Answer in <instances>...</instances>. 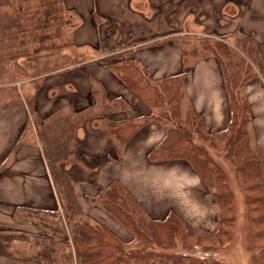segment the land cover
<instances>
[{"label":"crops","instance_id":"obj_1","mask_svg":"<svg viewBox=\"0 0 264 264\" xmlns=\"http://www.w3.org/2000/svg\"><path fill=\"white\" fill-rule=\"evenodd\" d=\"M134 1L139 5L133 7ZM168 2L170 12L161 14V7ZM120 3L122 9L144 18L143 24L149 21V25H143L146 32L133 45L126 43L114 53L101 51L112 44L110 35L102 38L98 52L82 60L78 67L44 73L19 84L20 92L38 96L34 110L17 93L5 101L0 97V264H39L36 252L41 246L32 242L34 238L45 240L52 235L56 238L57 234L71 237L63 214L68 201L64 191L67 184L81 218L104 227L125 246L139 247L141 252L190 254L201 247L205 254L212 250L210 244L194 243V239L226 237L227 220L233 218L231 208L222 206L193 166L185 160L149 158L178 122H164L156 116V108L122 83L110 66L135 62L158 85L180 79L187 111L202 119L203 135H197L196 140L206 142L207 146H203L209 151L220 149V154L228 155L231 149L226 147L224 133L232 112L222 65L211 53L195 61L188 60V55L194 53L186 46L204 37L223 41L227 34L237 32L248 33L264 44V0H120ZM184 6V11L180 10ZM88 45L96 48L97 42ZM67 77H73L74 90L66 85ZM42 78L41 86L33 83ZM57 81L60 83L52 84ZM46 84L45 91L52 93L41 97ZM61 88L65 92L57 95L56 103L57 99H52ZM67 90L69 95L77 94L79 101L72 102L66 96ZM246 92L255 131L251 148L257 159L261 158L258 169L264 181L261 79L249 81ZM84 98L90 100L88 104L83 102ZM41 99L43 103L39 106ZM140 117L148 121L133 135L124 137V141L113 132L112 123L119 126ZM100 157L102 163L97 162ZM71 158L74 161L68 166ZM236 171L240 173L236 181H242L243 186L241 169L236 167ZM72 174L80 176V180H74ZM224 174L229 189L239 186L235 180L231 182L226 171ZM114 187H118L125 203L131 202L137 210L133 214L123 203L124 216L127 213L128 221L142 222L127 225L119 221L112 209L102 207L103 198L101 202L98 199ZM231 200L229 206L235 197ZM38 211L58 216L66 225L52 235L47 234V229L36 225L40 218L33 212ZM23 212L27 215L22 220L19 215ZM72 263L77 264L75 253ZM130 264L187 263L153 258Z\"/></svg>","mask_w":264,"mask_h":264},{"label":"rangeland","instance_id":"obj_2","mask_svg":"<svg viewBox=\"0 0 264 264\" xmlns=\"http://www.w3.org/2000/svg\"><path fill=\"white\" fill-rule=\"evenodd\" d=\"M40 1L41 0H7L6 3H2L0 5V97L5 101V99L9 100L19 94L20 98L28 101V105L33 110L34 108L36 109L35 101H37L38 96L27 94V91L23 93L20 92L19 84L26 83L31 79H35L36 76H40L44 73L46 74L55 70L78 67L82 60H85L86 58L88 59L90 58L91 54H96L98 52L97 49L101 45V38H105L110 35L112 38H109V40L110 43L112 42V44H109V46L107 47L105 46L103 49H101V51H105L108 53L119 52L123 49V47H125V45H127L126 43H131V45H133L132 43L135 42V40L139 39V36L141 34H144L146 32V29L143 27V25H149V21L143 24L142 20L144 18H142L141 16L136 15L132 12L129 13L128 11H126V9H122L121 4L123 3H120V0H65L64 5H50V7L52 6L51 12L53 11L55 16L50 15V18L47 16L46 19L52 20L53 18H55V20H64L65 17L62 11L67 10L68 13H66L67 17L65 19L68 23L66 25L67 28H61L60 33L54 23H49L48 30H45L39 28L36 23L42 16V13H45L49 5L44 6L43 8L40 4ZM47 2L48 0H44V3ZM136 5H139L138 1L133 2V7ZM175 7L176 6H174V8ZM184 8L185 6L183 8H180V10L184 11ZM170 9V3L167 5L164 4L163 7H161V14L163 13V11L170 12ZM81 17H83L84 19ZM89 20H95V23H100V28L97 27L96 24L95 27L91 25H87L86 27L83 25L80 26L82 23H84V21H86L85 23H89ZM155 20L160 21L161 19L155 18ZM205 31L207 30L205 29ZM210 32L211 31H209V33L207 34H210ZM243 34L248 33L237 32L236 34H227L228 36L223 38V41L229 43V47L232 50L231 56L233 58V61H238L239 56L241 55L240 52H238L239 49L235 45L238 44V37L243 36ZM252 38L254 43L258 42L254 36H252ZM91 41L97 42L96 48H91L88 45L91 43ZM214 42H219L218 38L204 37L199 38L194 42H190L186 47L188 48V51L193 52L194 55H188V60L195 61L202 55L211 53V49L215 47ZM255 45L256 44H252V46ZM188 51L187 53L189 54ZM251 52L255 54L254 49L252 48ZM246 66L247 65L244 64L243 71H249V68H247ZM229 69L232 70V68ZM254 69L256 70V68ZM243 71L241 74L239 73V76L237 78H235L237 82L235 91L239 99L243 100L246 98L248 101L246 84L251 80L252 82H254L255 78L261 79L262 83L264 84V76L256 70L257 76H252L253 78L243 81ZM72 78L73 77H67L66 85L72 86L74 90L75 82H73ZM42 80L43 78L35 80L33 83H38V85L41 86L43 84ZM59 83L60 82L57 81L53 82L52 84L57 85ZM156 85L162 92L164 104L161 107L156 108L157 111L155 115L162 118L164 122H179L182 118H185L187 114V106L184 102L182 82L180 83V79L173 81L169 80L167 82ZM47 87V84L42 87L44 91L41 92L39 96L42 97L43 95L44 97L46 95H51L52 90H49L48 92L45 91ZM63 88H61L60 93L56 94V97H54L52 100L57 99V95H61L63 94V92H65ZM68 93L70 92H68L67 90L66 96H68V98L72 102L79 101L77 100V98H79L77 94L69 95ZM87 101L90 100L84 98L83 102L88 104L89 102ZM55 102L57 103L58 99L55 100ZM42 103L43 102L41 99L38 105L41 106ZM248 104L250 106L249 101ZM57 106L55 108H57ZM103 108L106 109L105 106ZM45 116L46 115H44V117ZM36 127H38V130H40L39 126L36 125ZM248 127L249 143L251 147L252 136H254L255 134L252 122L251 107ZM197 143L203 146V144H205L206 142L199 140L197 141ZM215 147L217 149V144L215 145ZM207 152L208 156H210L215 161L216 165L221 166L223 170L226 171L231 182H233V180L236 181V179H240V173L236 171V167H238L239 165L236 158L234 157L236 152L231 150L228 155L220 154V149L216 151L210 149V151L208 150ZM70 160H72V158L68 159V166L72 165V162L74 161ZM98 161L102 163V158L100 157L97 162ZM255 167L256 166H254V170ZM73 176L74 180H80V176ZM57 178H60L59 174ZM255 181H258L260 184V188L258 189V191L253 192L252 189L250 191L245 190L244 186H242V181L239 180L236 181L239 186H235L234 189H229L230 196L235 197V202L233 200V205L229 206V203V207L227 208H231L230 215H233L234 222L232 218L229 224H227L226 237L220 240L205 239L204 237L196 238L193 240L194 243L198 242L199 244H201L205 242L206 244H210L209 248H211L212 250H208V252H205L204 254L201 247H198L199 249L195 250L194 253L191 252L190 255L195 257L205 256L203 258L214 261L210 262L209 264H264V204L258 205L259 210L256 212L255 209L251 207L252 205L250 203V200H252V196L261 197L260 192L263 194L262 196H264V181L262 180V175L259 172L258 164L256 168V174L254 176V182ZM64 183L65 185L67 184L66 182ZM249 183L250 182H248V184ZM115 188L118 189V187ZM64 191L65 195L68 197V201H66L67 203L65 204L66 208L63 212L64 218L66 220L65 222H69L68 218L71 220H77L78 218L82 219L81 215H79L77 211L73 212L75 209L74 206L72 207V209H69L68 207L71 202H73L75 205L73 194L71 193L68 184ZM118 195L120 196L114 198V200L111 201V204L114 205V209H112V211H114V213L120 217L119 221L126 223L127 225H129V222L132 224L142 222L128 221V214L126 213L124 216L125 206L123 205V203H125L126 201L121 193L116 194V196ZM102 198L103 201L101 200ZM106 198L107 194H104L98 200L99 202H103L102 207L110 210L105 206ZM125 204L126 207L128 206L127 211H131L133 214L137 212L131 202H127ZM33 214H36V218H40V220H36V225L45 230L47 229L46 232L50 235L54 234V232L57 230H62L63 226L66 225L64 223V220L61 221L58 216H54L52 214L50 215L48 213L43 214L39 211L33 212ZM26 215L27 213L23 212L19 216L23 220ZM70 224L72 225V223ZM70 224L68 223L70 230H72V226ZM181 234L183 237H185L186 235L184 231L181 232ZM50 239L46 238L44 240V238L41 239L37 237L34 238L32 242L38 244L41 247L49 246L51 245V243H55L57 245L59 244L60 248H62V250H65V252L61 251L57 254L54 264H65L64 258L66 255L68 256V260L70 256L69 262L71 261L70 264H73L72 261L74 252L72 244H70L71 246L68 247L70 249L65 247L63 249L62 247V242L64 243L66 239L72 240V238L63 237L57 234L56 238L54 235H52ZM126 248L128 251L137 252V254L139 252H143L146 256H144L143 254L141 257V261L147 260V258L149 257L147 255H150V258H159L162 260L171 259L177 263L184 261L180 258L182 256V254H180L181 252H165L154 254L145 253L144 251L141 252L139 251L141 249L135 246L129 247L126 245ZM259 248L260 251L258 252ZM37 255L38 254L36 252V256ZM36 258L39 259L38 256ZM204 263V261L200 262V264Z\"/></svg>","mask_w":264,"mask_h":264},{"label":"trees","instance_id":"obj_3","mask_svg":"<svg viewBox=\"0 0 264 264\" xmlns=\"http://www.w3.org/2000/svg\"><path fill=\"white\" fill-rule=\"evenodd\" d=\"M6 2L7 0H0V5ZM64 3L65 0H48L47 3L41 0L40 4L43 8L44 6H49L45 13H42L36 25L41 29L48 30L49 23H54L59 32L61 28H67L66 25L68 23L65 20L67 17L66 13H68L67 10L62 11L65 17L64 20H55V18L52 20L46 19L47 16L49 18L50 15L55 16L54 12L52 11L53 14L51 12L52 6L50 7V5H64ZM85 22L86 21H84L83 25ZM96 23L95 20H89V23H86L85 27L87 25L95 27ZM80 26H82V24ZM96 26L99 27L98 25ZM237 41L238 44L235 46L239 49L238 52L241 54L238 61H233L231 56L232 50L229 47V43L225 41L214 42L215 47L211 49V54L220 60L230 96L232 116L230 125L224 133L225 144L227 149L236 152L234 157L239 164L238 167L241 169L245 190L250 191L252 189L254 192L258 191L260 188L259 182H254L257 164L259 166L260 161L255 156L249 143L248 125L250 121V106L246 98L242 100L237 97L235 91L237 82L235 78L239 76V73H242L244 64L247 65L246 67L249 68V71H243V81L257 76L256 70L264 76V44L259 42L254 43L252 36L249 34H243V36L238 37ZM251 43L256 45L252 46ZM251 48L254 49L255 54L251 52ZM229 68H232V70ZM254 68H256V70ZM69 69L67 70L69 71ZM110 69L117 74L122 83L130 88L150 107L157 108L164 104L162 92L158 86L144 74L140 65L135 62L124 61L110 66ZM72 70L73 69L70 71ZM147 121V119L140 117L129 123L124 122L125 124L119 126L112 123V129L117 136L123 138L124 141V137L128 138L133 135ZM177 124L178 126L176 128L168 130L165 139L151 152L149 156L150 160H185L189 162L206 185L212 189L222 206L226 208L229 207L228 205L231 202L232 196H230V190L226 183L224 171L219 165H216L215 161L210 156H208V150L204 146L199 145L196 140L197 135H203L202 119L188 110L185 120H180ZM254 166H256L255 170ZM248 182L250 183L248 184ZM119 192V189L115 187L107 192L105 202L106 208L114 209V205L111 204V201L120 196H116V194H120ZM260 195L261 197L252 196V200H250L251 207H253L255 211L259 210L258 205L264 204V196H262L263 194L261 192ZM73 206V202L68 205L69 209H72ZM75 211L78 213L77 208H75L73 212ZM229 222L230 220H227L228 224ZM68 223H72V240L69 241L66 239L64 243L62 242V247L63 249L64 247L68 248L71 246L70 244H72L77 264H129L141 261V257L144 254L143 252L137 254V252L128 251L123 242L104 227L98 224H92L89 220L83 218H78L77 220L69 219ZM224 235L226 236V231ZM61 251L65 252L60 246L58 248L55 243H51L49 246L41 247L37 255L39 259H36H38L40 264H54L57 254ZM144 256L146 255L144 254ZM147 256H149L147 260L153 259L150 258V255ZM180 258L187 264H200L201 261H204L206 264L214 262L202 256L195 257L190 254H182ZM69 260L66 255L64 258L65 264H70L71 261L69 262Z\"/></svg>","mask_w":264,"mask_h":264}]
</instances>
